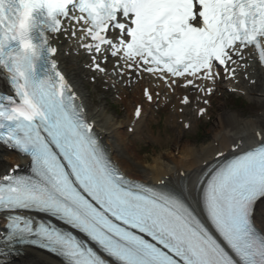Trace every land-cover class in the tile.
<instances>
[{"label": "snow or ice", "instance_id": "1", "mask_svg": "<svg viewBox=\"0 0 264 264\" xmlns=\"http://www.w3.org/2000/svg\"><path fill=\"white\" fill-rule=\"evenodd\" d=\"M61 35L96 72L110 57L121 77L197 87L208 104L246 51L264 67V0H0V145L29 161L0 173V264L25 247L63 264H264V133L214 148L192 191L129 179L59 66Z\"/></svg>", "mask_w": 264, "mask_h": 264}, {"label": "bare ground", "instance_id": "2", "mask_svg": "<svg viewBox=\"0 0 264 264\" xmlns=\"http://www.w3.org/2000/svg\"><path fill=\"white\" fill-rule=\"evenodd\" d=\"M59 61L61 62L62 69L69 75L76 91L80 95L77 87V85H80V82L78 83L76 80L81 72H85L83 68L80 71L79 68L75 67L73 61L80 62V67H82V62H87L85 57L82 55L78 57L70 56L69 58L60 56ZM253 78L257 80L258 91H255L248 84H244V82L242 84H244L243 89L247 92L248 99L253 100L255 104L235 113H231L230 109L226 105H223L214 120L215 127L207 144L195 146L196 144L188 138H185L182 143L178 142L175 138H167L164 141L158 139L156 141L158 146L164 150L159 151L157 158L149 159L148 162L152 165L143 166V169L136 170L132 165H129V161L125 158L124 153H130L129 150L132 147L125 144L118 136L119 133L124 131L123 127L125 124L129 127L133 122L132 115L120 122L112 120L101 107H96L90 111L89 118L94 121L96 130L104 138V143L110 149L112 156L119 161L122 170L129 177L155 185L162 180H168V184H180L177 188L184 189L189 187V183L196 181L198 175L204 170L206 163L208 164L213 161L215 153L212 150L214 148L219 147L223 151H229L231 149L230 142L233 140L237 143L241 142L242 147H249L257 142V132L264 133V73L257 72ZM97 104L99 106V102ZM178 108L179 105L176 103V110ZM176 110L166 117L167 124L172 127L174 125L171 123L174 122L176 125L179 118L177 117L178 113ZM148 111L149 109H145L142 117L134 125L137 133L143 136L145 134V125L142 122ZM257 113L260 115H256ZM182 118H184V121L191 122V124H198L195 113L193 115L188 109H186ZM249 118L250 120H246ZM191 127L189 128L191 129ZM178 136L184 137V135ZM167 143L169 145L166 146L165 144ZM17 163L15 156L0 155V173H3L8 167ZM188 191L192 190L188 189ZM12 264H61V262L39 251L23 248L22 255L14 257Z\"/></svg>", "mask_w": 264, "mask_h": 264}, {"label": "rangeland", "instance_id": "3", "mask_svg": "<svg viewBox=\"0 0 264 264\" xmlns=\"http://www.w3.org/2000/svg\"><path fill=\"white\" fill-rule=\"evenodd\" d=\"M227 102H229L228 103V105H227V107L228 108H231V111L230 112H235V111H239L240 110V108H244V107H246L247 105H245V104H243V103H239V105L238 106H236L235 104H233V102L232 101H226V104H227ZM120 107V113H121V106H119ZM106 111H107V116H109L110 118H112V120H116V121H122L123 119H124V117L126 116V114L128 113V111L122 116L123 118H121V119H118V118H116V117H114L112 114H111V112H110V110H108V109H106ZM218 111L219 110H217V113H218ZM217 113L215 114V117H216V115H217ZM246 120H250V118L249 119H246ZM198 127H200V126H198ZM215 127V125H214V122H212V123H210L208 126H205V124H203L202 126H201V128H202V133L200 134V136L199 137H197V136H190V135H187V137H185V138H189V139H191V140H194V142H195V146H200V145H203V144H207L208 143V139H210V136H211V134H212V131H213V128ZM157 129V128H156ZM120 136L123 138V139H126V136H125V132L123 131V132H121V134H120ZM182 136H178V134H175V133H166L165 135H163L162 137H161V139H162V141H164L165 139H167V138H175L178 142H180V143H182L183 142V139L181 138ZM204 139V140H203ZM200 140H203V141H200ZM200 141V142H199ZM145 145H148V148L150 147V145L149 144H145ZM166 146L167 145H169L168 143L167 144H165ZM137 150V149H136ZM149 150V152L148 153H144V149H142V151H139L140 152V154H139V156L138 157H136V155H135V151H132L131 152V159H129V162L131 163V164H133L132 162L133 161H136V163H134V164H137L138 166L137 167H133L134 169H143V166H148V165H151L150 163H148V162H146L147 161V159H151V158H156L157 157V152H159L158 150L159 149H157V150H152V148H150V149H148ZM148 150H146L145 152H147ZM137 158V159H136ZM139 161H141V163L139 164Z\"/></svg>", "mask_w": 264, "mask_h": 264}]
</instances>
